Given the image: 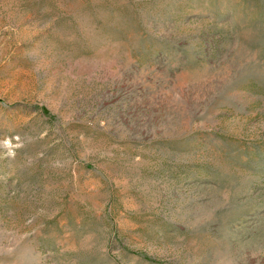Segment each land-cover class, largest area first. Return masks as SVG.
<instances>
[{
    "label": "rangeland",
    "instance_id": "374dc122",
    "mask_svg": "<svg viewBox=\"0 0 264 264\" xmlns=\"http://www.w3.org/2000/svg\"><path fill=\"white\" fill-rule=\"evenodd\" d=\"M0 264H264V0H0Z\"/></svg>",
    "mask_w": 264,
    "mask_h": 264
}]
</instances>
